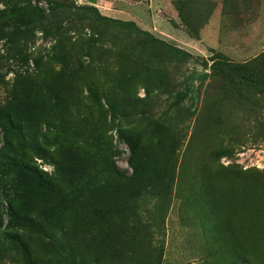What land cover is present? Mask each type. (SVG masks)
Returning <instances> with one entry per match:
<instances>
[{
  "label": "rangeland",
  "instance_id": "1",
  "mask_svg": "<svg viewBox=\"0 0 264 264\" xmlns=\"http://www.w3.org/2000/svg\"><path fill=\"white\" fill-rule=\"evenodd\" d=\"M216 57L264 69V0H0V111L15 125L0 119V150L31 170L0 154V264H264V94ZM122 130L156 166L133 171ZM202 181L232 240L202 217ZM11 206L25 226H8Z\"/></svg>",
  "mask_w": 264,
  "mask_h": 264
},
{
  "label": "trees",
  "instance_id": "2",
  "mask_svg": "<svg viewBox=\"0 0 264 264\" xmlns=\"http://www.w3.org/2000/svg\"><path fill=\"white\" fill-rule=\"evenodd\" d=\"M97 19L96 21L101 23L103 26H107L110 27L112 29H122L124 31H126V33H129V36L133 39H136L138 41H143L145 42L146 38L143 37L142 35H140V32H137L136 30L131 29V27H134L135 25L133 23H124V22H117L115 20H112L110 18L107 17H103L99 14H97ZM93 17V16H92ZM95 19V18H94ZM140 35V36H139ZM179 53V51H178ZM213 64H212V68L214 71L216 72H220L224 77L231 79L233 77V81L234 78H236L237 84L240 86H244L247 89H253L254 91H256V93H260V94H264V75L262 72H264V69H262V67L260 66V62H258L256 65L254 66H250V65H232L230 63H227L228 61L223 59L221 60L219 57H216L215 59L212 60ZM257 61L255 60V63ZM259 65V67L257 66ZM223 67H225L223 69ZM236 83V82H235ZM34 113V111H32L29 107L28 110L26 112H19L17 111L15 114H13L14 117H18L19 119H21V116L24 117L26 115V117L28 119H30V116H32ZM0 119L3 121V124H7L10 127L15 126L14 125V121L12 119V117L9 114L4 113L3 111H0ZM5 129V134H7V129ZM120 139L128 146L129 151L131 153L130 159H129V164L130 167L133 169V171H135V173H140L141 171H143L147 166H156V162L151 161L149 159V155L145 150V147L143 145V142L141 140V138L136 137L132 131H121L120 132ZM9 145V141H7L3 148L0 150V154L2 155L3 158L7 159L6 161H8V165L14 170L17 171L20 175H23L24 171L30 172L31 170L28 169V165L27 162L25 161V159H20L18 160L15 157H7L6 153H5V149L8 147ZM64 148V147H62ZM12 153H15V150H10ZM64 154L68 155L71 157V163H75V159L80 156V151L78 148L76 149H65ZM6 161L4 162V164L6 163ZM1 160H0V170H1V166L4 165ZM66 168H70L68 169L69 171H71V166L69 163L65 164ZM76 166V165H74ZM4 167V166H3ZM73 167V166H72ZM151 174L154 171H150ZM150 175V174H149ZM36 179L39 181H42V178L40 175H38V173L35 175ZM23 186V185H22ZM42 187H46L49 191H60L61 190L56 187L55 185L48 183L46 181H43V186ZM31 191L25 190V193H30ZM61 198L64 199V197L62 196ZM198 202L200 204V211H201V215L204 218V220L208 221L211 223L212 225V233L215 236H218L219 239L221 241H223V237L224 235L229 232L227 230V228H229L232 232V234L230 235V240H232V237L234 236V225H233V220L230 222H221L220 221V212H221V206L222 203L221 201L216 197V193L215 191H213L212 189H210V186L207 185L204 181H202L201 184V191L197 196ZM104 205H101V208H97L94 210H97V214H100L102 216H104L105 214L108 215V204L106 203ZM126 209H129L128 207ZM17 211H15L12 206L10 207V211H9V222H8V226L9 227H15V226H19V225H26V220L24 219V217H19L16 215ZM3 219V217H2ZM205 221V222H206ZM207 223V222H206ZM6 235H4V240H10V238L6 239ZM232 236V237H231ZM16 238L19 240L18 242H20V239L18 236H16ZM15 242V241H14ZM237 244H233L234 246H230L233 247L234 250H238L239 247L237 248V245L239 246V241L236 242ZM23 245V243H22ZM228 245V243H227ZM226 245V246H227ZM228 248V247H226ZM239 254H242V251H238ZM77 260H75V258L72 256L71 258V264H77L76 262Z\"/></svg>",
  "mask_w": 264,
  "mask_h": 264
}]
</instances>
